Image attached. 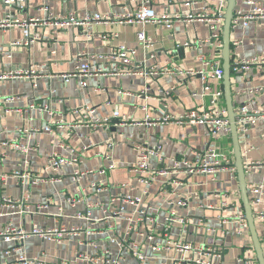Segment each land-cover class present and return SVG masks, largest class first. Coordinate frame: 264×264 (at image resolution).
Wrapping results in <instances>:
<instances>
[{
    "label": "crops",
    "instance_id": "0c3cea01",
    "mask_svg": "<svg viewBox=\"0 0 264 264\" xmlns=\"http://www.w3.org/2000/svg\"><path fill=\"white\" fill-rule=\"evenodd\" d=\"M193 3L188 5L187 2ZM243 0H236V7ZM264 1V0H256ZM142 0H27L22 11L5 7L0 0V16L13 13L16 17H32L43 14V7L53 13L74 11L79 17L94 13H119L137 8ZM157 13L166 7L170 13H186L201 10L205 3L213 7V0H150ZM227 3V2H226ZM226 8V7H225ZM225 12V11H224ZM141 25L115 24L113 21L68 26L58 31L50 27L39 28V39L30 46H11L22 37L21 28L0 29V73L20 70L31 63L45 64L44 71L53 74L70 72L77 62L88 61L103 66H113L110 57L113 48L124 43L137 46L136 60L142 61L147 70L152 67L163 70L204 69L202 56L213 57L214 49L204 46L196 48L180 47L176 44L193 41L208 35L204 21H175L171 28L161 24H147L143 27L151 38L152 46L145 50L138 46L136 33ZM117 37L103 39L102 35ZM231 63L264 53V23L250 22L245 27L232 30ZM240 45L235 48L234 41ZM221 56V51H220ZM222 61V57H221ZM177 73H154L149 75L123 74L116 76H91L85 86L81 79L41 77L32 86L26 79L0 80V174L19 170L23 179L9 177L0 183V229L7 223L25 230L33 225L39 227L65 226L78 230L64 235L62 242L42 240L37 236L27 237L18 249L12 243L0 239V264H16V257L24 253L33 257L43 253L49 264H76L79 250L95 255L100 249L109 247L113 255H120L121 264H133L132 247L135 245L147 258L148 264H195L192 259L214 260L222 264H235L236 258L247 250L254 254L248 228L242 229L232 213L243 211L236 173L220 172L215 180L204 175L164 174L157 176L150 185L140 183V173L132 171L136 159V145L158 147L150 164L156 168L166 167L176 157L191 160L196 151L203 150L210 141V135L202 125H178L157 123L152 126L117 125L92 129L88 125L70 128L77 121L72 109L87 106L95 117L110 116L115 108L121 114L142 119L156 118L164 113L180 114L196 108L202 103L211 105L210 98H203V90L214 91L222 86L220 82L203 79L200 74L183 78ZM231 91L233 104L249 102L252 110L264 106V91L255 96L242 94L246 87H264V67L251 64L239 71H231ZM54 93L49 98V90ZM165 92H169L168 95ZM13 97L12 101L5 100ZM37 100L48 104L49 110H27L22 115L17 109H25ZM218 104V103H217ZM219 104L225 106L222 96ZM226 107V106H225ZM62 120L63 127L55 124L52 131L44 130L48 121ZM41 128L33 132L31 128ZM27 129L21 131L19 129ZM248 138L239 137L246 171L247 187L264 182V117L260 118L247 132ZM11 143H24L29 151L24 153L11 147ZM211 145L221 146L232 154L230 137L217 136ZM91 145L83 149L84 146ZM77 153L80 162L63 164L52 170L46 168L48 156L55 152L62 157ZM107 155L110 159H107ZM233 155V154H232ZM113 161L115 168L105 175L91 174L73 179L75 171L96 170ZM32 177L39 179L34 181ZM92 183H101L104 189L96 192ZM83 189L80 203L71 206L69 195H77ZM229 193L231 205L224 209L220 203L224 193ZM122 195L139 198L137 203L121 202ZM190 196L188 204L173 207L182 222L169 225L165 233L163 217L170 207L168 201ZM2 197L22 199L21 203L6 204ZM101 201L108 209L103 212L94 206ZM123 206L122 215L112 216V211ZM212 205L213 208H208ZM264 206V204H263ZM155 218L154 222L140 220L142 213ZM128 218L134 222L131 223ZM257 232L264 248V220L255 219ZM133 225L129 235L125 232ZM242 231L238 234V231ZM126 238L122 250L110 242V238ZM183 240L204 247H214L215 254L177 251L167 243ZM159 245V250L154 246ZM9 251V255L5 254ZM187 258L190 260L187 261ZM256 258V257H255ZM250 264H258L256 259Z\"/></svg>",
    "mask_w": 264,
    "mask_h": 264
},
{
    "label": "built area",
    "instance_id": "2783aa9c",
    "mask_svg": "<svg viewBox=\"0 0 264 264\" xmlns=\"http://www.w3.org/2000/svg\"><path fill=\"white\" fill-rule=\"evenodd\" d=\"M27 0H1L5 7H9L13 11H22L25 7ZM227 0H213V7L209 3L201 8V10H190L186 13H170L169 8L166 7L162 12L157 13L154 7L151 5L150 0H142L140 5L130 11H124L119 13H94L87 14L79 17L74 11L58 12L53 13L49 11L47 7H43V14L39 16L32 17H16L13 13H5L0 16V29L19 27L21 28L22 37L20 39L14 40L11 46L21 47L30 46L35 41L39 39L37 30L39 28L50 27L52 31H58L62 28L74 25H80L87 23L89 21H94L96 23H104L107 21H113L115 24H131V25H141V29L137 31L136 38L138 46L145 50H148L152 46L151 38L146 34L143 27L147 24H161L166 28H171L175 21H204L208 26V35L204 38H197L193 41L186 40L182 43L176 44V48L180 47H193L197 50L204 46L211 47L215 50L216 55L213 57L202 56L204 69L201 70H180L179 68L169 69L164 67L163 70L156 69L152 67L151 70H147L145 64L142 61L136 60V54L138 47L129 46L124 43L117 44L110 55L113 62L116 63L113 66H101L96 63H90L88 61L77 62L70 72H64L59 74H53L51 72H46L42 68L45 64H34L31 63L28 67L20 70H8L0 73V80H13V79H26L30 81L32 86L36 85V82L41 77H46L48 79L59 78L62 81H67L71 78L81 79L80 86H85V81L88 77L93 76H116L123 74H137V75H149L154 73H177L182 76L179 79V83H183L184 77H189L193 74H200L205 80L211 79L220 82L223 75V67L220 56V51L222 48V26H223V15L226 7ZM192 1L186 4H192ZM263 22L264 23V1L256 0H243L241 5L234 9L233 17L231 18V29L234 30L239 27H245L250 22ZM116 38L117 33H112V35H102L103 39ZM241 41L237 39L234 41L233 46L237 48ZM251 64H258L264 67V53L259 56H253L248 59H239L236 63H233L232 71H239L240 68H245ZM264 91L262 86H252L243 88L240 92L242 94H247L255 96ZM54 93L53 89L49 90V98ZM166 95L169 92H165ZM201 97L210 98L211 105H206L205 103L200 104L196 108L187 109L180 114H168L164 113L156 118H150L145 116L142 119L133 118L129 115L121 114L117 108H115L110 116L105 117H95L92 115L93 110L87 106L76 107L72 109V114L76 116L77 121L70 124L68 127L74 128L81 125H88L92 129L97 128H108L109 126L117 125H147L152 126L157 123L167 124L175 123L178 125L190 124V125H202L206 128L210 135V141L207 143L203 150L196 151L193 159L189 160L186 157H176L171 160V163L163 168H156L150 164L151 158L156 154L158 147H148L142 145H136L137 150L136 159L132 166V171L140 173L139 181L145 187L150 185L155 181L157 176L164 174H184V175H204L215 180L216 176L223 171H229L234 174L236 172L234 166L233 155L227 150L223 149L221 146L211 145L210 142L217 138V136L230 137V127L229 120L227 117L226 107L219 104L220 99L223 96V90L218 87L214 91L203 90L200 92ZM5 100L12 101L13 97H6ZM218 103V104H217ZM250 103H242L236 107L235 123L237 125V131L239 136L248 138V130L251 126H254L260 118L264 117V106L258 110H252ZM49 110L48 104L39 102L37 100L32 101L27 105L25 109H17L21 115L27 110ZM62 120H56L55 123L48 121L44 127L45 131L51 132L52 126L55 124L58 127H63L64 124ZM19 132L25 131L27 129H19ZM30 131L38 132L41 128H31ZM16 150L21 152H28L29 146L24 143H11L10 145ZM91 145H86L83 147H89ZM110 159V156H106ZM79 155L71 151V156L62 157L59 154L53 152L47 158L46 168L55 170L63 164H73L80 162ZM116 166L113 161H109L107 165L100 167L96 170L85 169L80 171H75L73 174L74 181L79 184V181L83 177H87L91 174L105 175L107 170H112ZM9 177L23 179L25 175L19 170H13L8 174H0V183L5 182ZM34 181L38 180V177H32ZM91 186L96 192H100L104 189L101 183H92ZM83 189L77 191V195H69L66 199L71 206H75L81 201V192ZM229 193H224V200L220 203V206L224 209L228 208L231 203L227 198ZM249 200L252 205V210L255 219L264 220V182L251 184L248 186ZM190 196L179 197L175 201H168L170 204L169 209L163 217V230L165 233L169 231V225L178 222H182V217L178 215L177 211L173 208L183 207L188 204ZM22 199H11L7 197H2V202L6 204H16L21 203ZM139 198L132 199L130 195H122L121 202L137 203ZM95 207L100 208L103 212L108 209L103 205L101 201H96L94 203ZM208 208H213L212 205H207ZM123 206L120 205L112 211V216L122 215ZM143 215L140 216V220H147L149 222H154L155 218L146 214V212L139 210ZM234 219H236L241 228L245 229L247 223L245 220V215L243 211H237L231 214ZM128 220L134 222L131 218ZM135 223V222H134ZM78 228L68 229L65 226H53V227H39L33 225L28 231L20 226H16L12 223H7L0 229V239L12 243L18 249L23 245L24 240L29 236H37L42 240L62 242L64 235L70 232L76 231ZM131 230H133V225H129L125 234L129 235ZM243 231V230H242ZM241 230L238 234H241ZM110 242L117 245L118 251L126 243V238H110ZM168 245L174 247L177 251L182 253L192 252L195 253H208L215 254L216 250L214 247H204L200 244H195L191 242H185L183 240L169 241ZM155 249L159 250L161 247L159 245L154 246ZM6 255H9V251H5ZM132 256L135 259L133 264H148L146 256L134 245L132 247ZM255 256L250 250L245 251L240 254L236 260L235 264H250L255 261ZM190 258H187V261ZM195 264H222L214 260H204V259H192ZM16 264H49L43 257V253L37 256L28 257L24 253H20L16 257ZM61 264H66V261H60ZM76 264H121L120 255H113L111 248L105 247L100 249L95 255H90L86 251L79 250L76 254Z\"/></svg>",
    "mask_w": 264,
    "mask_h": 264
},
{
    "label": "water",
    "instance_id": "95a60500",
    "mask_svg": "<svg viewBox=\"0 0 264 264\" xmlns=\"http://www.w3.org/2000/svg\"><path fill=\"white\" fill-rule=\"evenodd\" d=\"M236 6V0H227L225 12L223 15V26H222V86H223V98L225 101V106L227 110V117L229 120L230 127V139L232 145V154L234 159V166L236 169V181L239 190L240 201L242 203L243 212L245 215V220L247 223L248 232L252 242V247L255 253L256 261L258 264H264V248L263 242L260 239L257 227L255 223V217L252 210V205L249 200L248 187L246 181V171L244 160L242 156L241 146L239 142V133L237 131V125L235 123V107L233 104V97L231 91V71L233 63H231V39L230 35L231 29V18L234 14V9Z\"/></svg>",
    "mask_w": 264,
    "mask_h": 264
}]
</instances>
